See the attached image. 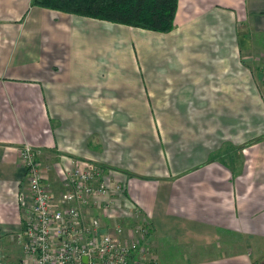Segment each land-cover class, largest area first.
Returning a JSON list of instances; mask_svg holds the SVG:
<instances>
[{
	"label": "crops",
	"instance_id": "crops-1",
	"mask_svg": "<svg viewBox=\"0 0 264 264\" xmlns=\"http://www.w3.org/2000/svg\"><path fill=\"white\" fill-rule=\"evenodd\" d=\"M241 15L253 18L254 29L242 35L241 44L247 55L264 60V0H179L175 27L167 33L34 6L32 0H0V255L11 263L22 258L27 208L21 205L26 168L20 150L31 145L56 194L72 158H90L113 170L127 192L121 195L151 220L157 251L174 238L210 249L188 264L251 262L246 252L264 248L257 182L262 173L247 165V152L237 147L220 160L202 150L180 157L183 149L195 148L182 147L176 135L172 157L159 99L173 91L175 123L207 120V114L189 109L207 99H196L203 83L194 80L195 65L179 46L221 16L235 30L232 21ZM115 41L127 46L126 57L111 55ZM165 43L163 50L153 48ZM139 48L148 63L152 48L173 57L178 67L161 61L163 67L158 62L154 70L150 64L139 68ZM197 50L218 57L205 42ZM177 135L182 141V132ZM104 173L107 178L105 168ZM234 237L237 249L221 255Z\"/></svg>",
	"mask_w": 264,
	"mask_h": 264
},
{
	"label": "rangeland",
	"instance_id": "rangeland-1",
	"mask_svg": "<svg viewBox=\"0 0 264 264\" xmlns=\"http://www.w3.org/2000/svg\"><path fill=\"white\" fill-rule=\"evenodd\" d=\"M241 17L243 16L241 15ZM236 19L232 21L234 26L237 24L235 30L228 27V20L225 16H221L219 22L214 23L212 21L209 26H205L197 35H189L185 42L179 46L181 47L180 50L188 56L187 59H190L189 61H192L195 65L194 80L203 83L201 86L204 88L197 93L196 99L199 97L207 99V103L200 106H191L189 109L197 112L198 115L207 114V120L205 122L175 123L173 120L174 99L173 91L171 90L167 91L168 97L159 95V99L164 103L162 107H165V117L161 124V129L167 136L164 138L166 146L168 147V144L172 143L169 145L172 157H174V135H176L177 142L182 147L190 146L195 148L192 151L183 149L180 157L192 156L202 150L204 155L207 154L208 159L217 158L220 160L222 157L231 156L235 147L241 151L240 154H243L245 150L247 152V165L251 163L262 173L257 182H260L259 193L260 197H262L261 200L264 202V60L259 59L257 56L247 55L249 51L240 41L243 34L249 35V30L253 32V25L251 24L253 18L248 17L245 20L243 17L239 19V22ZM204 30L206 35L203 33ZM253 33L251 37L254 36ZM253 39L255 40V38ZM204 42L210 47L214 55L218 56L217 58L211 59V53L206 50L203 53L201 52L203 50H197V47L204 44ZM136 43L137 45L140 44L139 42ZM113 44L115 53L111 52V55L115 54L116 59L121 56L126 57L127 46L121 44L120 41L118 43L115 41ZM150 44L152 45L153 41H150ZM167 46L169 45L165 43L163 47H152L156 50H163ZM155 49H149L150 63H148L144 53L139 48V54H136L139 68L146 69L147 65L150 64L151 70L153 68L156 69L158 62H160L159 66L163 67L161 61L166 63V68L170 67L169 64L171 67H178L177 60L167 55H162L161 57ZM170 50L165 52L167 53ZM225 52H227L229 57H222ZM246 55L251 57L244 58ZM141 57L142 59H140ZM179 60L183 61L185 59ZM188 65L191 66L192 64L189 63ZM227 94L230 96L228 97ZM179 131L183 135L182 141L181 137L177 135ZM229 149L231 150L229 151ZM94 161L97 162L96 160ZM104 168L106 169V179L110 177L114 184L122 185L123 188L120 189L122 191H117L118 193L115 195L111 191L109 196L99 197L98 202L101 208L92 211V213L101 215L106 223H122L125 219L123 217L125 209L121 194L126 195L127 192L124 190V184H121L119 179L111 176L116 173L113 170L109 171L106 166ZM110 199H113L114 205L109 204ZM104 209L107 210L108 214L114 215V217L110 218L105 215ZM223 234V237L229 235L228 233ZM237 242L238 238L234 237L231 239L230 246H233L224 249L225 251L220 254L226 255L233 248L237 249ZM243 245L242 242H239L240 247ZM158 249L157 252L160 254L161 264H188L196 261L197 256H203L210 250L202 247L196 248L195 244H178L174 238L161 242ZM245 258L246 260L250 259L258 262L264 258V248L247 251ZM224 262L223 264H228L230 261L226 258ZM203 264H206V262ZM241 264L243 263L241 262Z\"/></svg>",
	"mask_w": 264,
	"mask_h": 264
},
{
	"label": "built area",
	"instance_id": "built-area-1",
	"mask_svg": "<svg viewBox=\"0 0 264 264\" xmlns=\"http://www.w3.org/2000/svg\"><path fill=\"white\" fill-rule=\"evenodd\" d=\"M20 154L26 168L21 205L27 214L22 258L16 264H161L151 241V220L125 196L124 222L106 223L92 213L101 208L99 197L123 188L110 185L99 163L72 158L71 167L63 170V189L56 194L45 183L39 151L26 145ZM110 203L114 205L113 199ZM104 214L114 217L105 209ZM0 264L13 263L0 255Z\"/></svg>",
	"mask_w": 264,
	"mask_h": 264
},
{
	"label": "trees",
	"instance_id": "trees-1",
	"mask_svg": "<svg viewBox=\"0 0 264 264\" xmlns=\"http://www.w3.org/2000/svg\"><path fill=\"white\" fill-rule=\"evenodd\" d=\"M32 5L167 33L175 27L179 0H32Z\"/></svg>",
	"mask_w": 264,
	"mask_h": 264
},
{
	"label": "water",
	"instance_id": "water-1",
	"mask_svg": "<svg viewBox=\"0 0 264 264\" xmlns=\"http://www.w3.org/2000/svg\"><path fill=\"white\" fill-rule=\"evenodd\" d=\"M84 260H85V261H87V260H88V258H87V257H84ZM261 264H264V262H262Z\"/></svg>",
	"mask_w": 264,
	"mask_h": 264
}]
</instances>
